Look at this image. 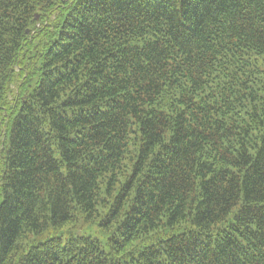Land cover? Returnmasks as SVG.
Returning <instances> with one entry per match:
<instances>
[{
	"label": "trees",
	"instance_id": "obj_1",
	"mask_svg": "<svg viewBox=\"0 0 264 264\" xmlns=\"http://www.w3.org/2000/svg\"><path fill=\"white\" fill-rule=\"evenodd\" d=\"M0 264H264V0H0Z\"/></svg>",
	"mask_w": 264,
	"mask_h": 264
}]
</instances>
